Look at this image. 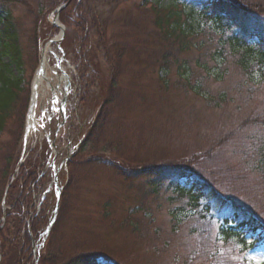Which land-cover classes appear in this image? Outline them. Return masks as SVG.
Here are the masks:
<instances>
[{"label": "rangeland", "instance_id": "obj_1", "mask_svg": "<svg viewBox=\"0 0 264 264\" xmlns=\"http://www.w3.org/2000/svg\"><path fill=\"white\" fill-rule=\"evenodd\" d=\"M206 1L0 3L13 17L23 70L22 91L0 133V190L4 188L0 198V264H64L85 253L97 255V264H184L188 251L200 250L204 245L210 250V238L217 225H209L208 239L204 234L200 237L202 230L199 223L193 224L198 221L195 217L174 229L168 194L163 190L151 195L141 178H127L142 165L193 163L223 195L241 199L242 205L264 218V178L253 172L252 163L248 162L253 149L250 143L264 134L260 125L264 84L253 86L230 59L220 67L214 61L215 33L208 25L195 28V12ZM228 1L246 8L264 23V0ZM65 3L57 14V5ZM161 5L179 12L181 22H193L194 33H168V25L164 24L167 10ZM72 7L86 24L85 37L89 36L80 55L79 28L69 25L66 29L59 20L61 12L65 11L66 16ZM48 26L58 31L50 30L47 34ZM62 42L67 45L61 49L60 63L69 82L65 77L59 80L62 72L56 67ZM43 52L53 88L64 92L68 85L65 120H57L59 127L55 121L47 124L44 119L50 113L46 111L43 116L41 110L48 105L52 90L40 88L35 108L38 124L24 144L27 113L17 142L19 117L25 103L30 107L31 81ZM80 57L83 63L79 62ZM181 66L188 69L190 83L201 86L206 97L190 89L185 76L179 75ZM78 68L86 78L84 89L88 88L87 93L95 100L91 106L78 99L83 90H79L76 81ZM12 72L18 71L12 68ZM60 98L55 101L57 105ZM70 159L73 161L69 163ZM65 163L68 170L63 176ZM22 165L24 170H20ZM42 170L51 174L49 191L43 194L44 200L34 194L30 216L40 215L53 206L49 196L54 189L53 175L59 170L56 176L64 186L63 201L45 244L39 245L29 231V251L17 254L23 246L18 235L20 218L17 221L19 216L12 213L7 219V214L14 211L19 197L25 206L28 182L22 180ZM26 174L29 177H23ZM18 182L22 184L19 189ZM193 230L198 233H192ZM255 237L247 236L250 242ZM205 258L204 252V259L190 264H207L203 263ZM243 258L249 264H264V244L249 249Z\"/></svg>", "mask_w": 264, "mask_h": 264}, {"label": "trees", "instance_id": "obj_2", "mask_svg": "<svg viewBox=\"0 0 264 264\" xmlns=\"http://www.w3.org/2000/svg\"><path fill=\"white\" fill-rule=\"evenodd\" d=\"M2 1L6 0H0V3ZM61 1L64 2L66 0ZM160 8L167 10L164 15V24L168 25V33L193 34L195 28L202 29L203 26L206 27L208 25V28L211 27L217 37L214 48V57H217V60L214 59V61L217 62V65L220 67L221 64H226V61L230 59L253 82V86L259 87L264 84V23L259 22L257 15L253 17L254 13L228 0H207L195 12L198 22L194 28V23L191 21L181 22L179 19L180 13H175L171 6L161 5ZM69 13L65 16V11H62L59 20L65 25L66 29L69 25L79 28L81 47H79L80 51L78 53L83 52L87 43H89V36L85 37L88 33L86 24L76 8L72 7ZM46 30H48L46 31L47 34L50 33V30H54V33L58 31L56 27L52 26H48ZM60 45L63 48L67 43L62 42ZM20 55V46L13 17L10 11L3 8L2 4H0V133L6 123V119L13 110L14 102L18 100L19 93L22 91L23 81L21 74L23 70ZM78 60L80 63L81 61L83 63V58ZM12 68L18 71L17 74H13ZM78 74L76 81L80 84L79 90L83 89L80 91L78 99L84 102L85 105L91 106L90 103L95 100L92 95L87 93L88 88L84 89L86 78L79 68ZM179 75L185 76L184 81L187 82L192 91L196 94L207 96L202 91L201 86L190 83L188 69L181 66ZM110 84L114 86L113 81ZM103 97L106 96L104 95ZM100 105L101 101L98 102V106ZM26 110L27 105L25 103L21 116L18 115L20 116V133H18L17 142L20 141ZM260 116L262 119L260 125L262 124L264 127V107L260 112ZM250 144L253 149L249 153V157L252 158L248 162L252 163L253 172L257 171L264 178V134L254 137V142ZM16 153L17 155L20 153V148L17 149ZM71 161L73 160L70 159L69 163ZM67 165L65 163L66 168L63 169V175L67 173ZM142 166L135 169L136 171L128 175L127 178H141L144 189L151 195H157L163 190L168 194L167 199L173 206L170 216L174 229L189 217H195L198 218V221L193 222V224H200L199 230H202L200 237L204 234L205 238L208 239L211 237L209 225L212 223L217 225L216 233L210 238L213 243V246H210V250L209 248L206 249V245H204L200 250L193 249L192 251H188V257L184 264L193 263L198 258L204 259V252L206 258L203 263L246 264L243 258L246 252L249 249L264 244V218L258 212H255L253 208L242 205L240 203L241 199L223 195L214 184L206 180L205 176L199 172L200 169L193 166V163L187 161H181L180 163L168 161L150 166ZM20 170H24L23 165L20 167ZM28 175H23V177H29ZM49 179L50 174L48 170H42L36 172L34 176L32 175V178L22 180L26 183L28 182V194L24 200L25 206L23 207L19 197L13 205L14 211L7 214V219L10 218L12 213L19 216L16 217L17 221L20 218L18 222V235L23 246L21 245V249L17 254L22 255L29 251L31 242L29 231L32 232L39 245L45 244L48 240L45 228L42 229V225H47L50 221L53 214V206H48L47 211L42 212L40 215L30 216V204L32 203L34 194L38 195L39 200H44L43 194L45 192L46 194L48 193L47 183ZM7 181L8 178L6 179ZM17 187L18 189L22 187L21 182H18ZM2 190H0V198ZM63 193L62 191L59 208L63 201ZM49 197L50 199L51 197L54 198V192ZM28 216L31 217L30 223L28 222L29 224L26 223ZM192 233H198V230H193ZM249 234L256 235L251 242L247 238ZM184 258L185 256L183 255ZM97 260V255L85 253L71 258L64 264H97Z\"/></svg>", "mask_w": 264, "mask_h": 264}, {"label": "bare ground", "instance_id": "obj_3", "mask_svg": "<svg viewBox=\"0 0 264 264\" xmlns=\"http://www.w3.org/2000/svg\"><path fill=\"white\" fill-rule=\"evenodd\" d=\"M46 60H47L46 57H44L43 60H42L43 62H42V66H41V71L38 73L37 76L34 77V84L37 86L36 87V93L37 94H39V89L40 88L43 89L42 87H44V86H45V88H49V89L50 88H53V86L51 85V82H50V78L47 76L46 71H45V68H46ZM63 79H64V76L61 75V77H59V80L61 81ZM65 80L67 82H69L67 76H66ZM67 92H68V85H67V88H66L65 92L61 91V89L59 88L57 90V92H54V96H57V98L59 99L60 98V96H59L60 94L63 95V96H65V95H67ZM65 98H66V96H65ZM30 121L31 122H34V118L32 117Z\"/></svg>", "mask_w": 264, "mask_h": 264}, {"label": "water", "instance_id": "obj_4", "mask_svg": "<svg viewBox=\"0 0 264 264\" xmlns=\"http://www.w3.org/2000/svg\"><path fill=\"white\" fill-rule=\"evenodd\" d=\"M66 6V3L59 6L58 8H56L55 10L57 11V14L60 12V10H62L64 7ZM56 19H57V15H55V19H54V24L56 23Z\"/></svg>", "mask_w": 264, "mask_h": 264}]
</instances>
